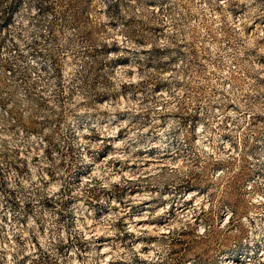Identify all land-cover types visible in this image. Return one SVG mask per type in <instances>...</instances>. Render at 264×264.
Returning a JSON list of instances; mask_svg holds the SVG:
<instances>
[{"label":"rangeland","instance_id":"obj_1","mask_svg":"<svg viewBox=\"0 0 264 264\" xmlns=\"http://www.w3.org/2000/svg\"><path fill=\"white\" fill-rule=\"evenodd\" d=\"M3 1L0 264H264V0Z\"/></svg>","mask_w":264,"mask_h":264},{"label":"built area","instance_id":"obj_2","mask_svg":"<svg viewBox=\"0 0 264 264\" xmlns=\"http://www.w3.org/2000/svg\"><path fill=\"white\" fill-rule=\"evenodd\" d=\"M18 8L9 1L0 0V55L4 56L3 51L6 48L8 42H10L9 36L11 35L15 19L17 16ZM12 72V70H8ZM255 177L250 180L249 186L252 187Z\"/></svg>","mask_w":264,"mask_h":264},{"label":"bare ground","instance_id":"obj_3","mask_svg":"<svg viewBox=\"0 0 264 264\" xmlns=\"http://www.w3.org/2000/svg\"><path fill=\"white\" fill-rule=\"evenodd\" d=\"M146 159H147V157H146ZM148 161H146V162H144V163H142V164H144L143 166H144V168H148L151 164H152V162H151V159L150 158H148L147 159ZM150 160V161H149ZM144 161V160H143ZM130 174V173H129ZM135 174V173H134ZM196 192H193V194H195ZM131 221V228H142L143 226H148L146 223H145V217L142 215V214H137V215H135L134 217H133V219L132 220H130ZM102 252L103 253H105L106 252V248L105 247H103L102 248ZM252 263V262H251ZM249 261H242V260H235V261H233L231 264H251Z\"/></svg>","mask_w":264,"mask_h":264},{"label":"trees","instance_id":"obj_4","mask_svg":"<svg viewBox=\"0 0 264 264\" xmlns=\"http://www.w3.org/2000/svg\"><path fill=\"white\" fill-rule=\"evenodd\" d=\"M18 8V6H16Z\"/></svg>","mask_w":264,"mask_h":264}]
</instances>
